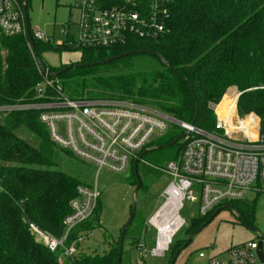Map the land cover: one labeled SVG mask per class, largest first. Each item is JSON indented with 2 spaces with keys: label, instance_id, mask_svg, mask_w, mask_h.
I'll list each match as a JSON object with an SVG mask.
<instances>
[{
  "label": "trees",
  "instance_id": "16d2710c",
  "mask_svg": "<svg viewBox=\"0 0 264 264\" xmlns=\"http://www.w3.org/2000/svg\"><path fill=\"white\" fill-rule=\"evenodd\" d=\"M118 1L105 0L106 6ZM165 1L167 16L162 35L151 40L129 38L124 44L106 49H83L78 62L58 69L47 68L48 72L59 73L56 79L71 97L85 94L91 98L130 99L150 105L178 122L191 124L196 104L185 83L188 81L199 107L194 126L206 132L213 131L215 123L209 105L217 104L230 88L242 92L236 107L239 115L264 116V3L260 0ZM25 5L27 10L28 0ZM68 41L69 38L59 48L33 42L38 54L44 49H68ZM132 52L134 55L93 65ZM40 79L25 38L0 35V107L31 102ZM20 131L27 133L31 142L19 137ZM182 136L183 130L172 126L149 149L151 152L173 149V160L181 149ZM55 149L38 121V112H0V264H58V255L44 248L27 224L60 236L77 188L87 185L81 178L55 169ZM130 173L131 185L135 186L132 167ZM100 204L99 198L94 223L87 221L76 227L66 246L78 235L87 238L94 229H99ZM229 206L245 223L251 224L252 205L232 202ZM211 215L192 218L191 224L183 229L185 235L189 237ZM135 218L136 213L124 240ZM138 240L133 238L132 247L137 246ZM109 241L110 248L103 254L87 253L83 244H78L77 253L62 264H117L119 238ZM184 242L170 247L166 264H170Z\"/></svg>",
  "mask_w": 264,
  "mask_h": 264
},
{
  "label": "built area",
  "instance_id": "2783aa9c",
  "mask_svg": "<svg viewBox=\"0 0 264 264\" xmlns=\"http://www.w3.org/2000/svg\"><path fill=\"white\" fill-rule=\"evenodd\" d=\"M73 4L79 11L78 38H69L68 49H106L124 44L129 38L151 40L165 31V0H119L111 6H106L105 0H73ZM22 7V0H0V35L22 36L29 44ZM29 35L32 41L52 46L51 39L41 31L29 29ZM32 55L41 78L34 87V98L31 102L0 107V112H38V121L51 143L92 165L97 173L129 171L139 155L172 126L183 130L177 157L157 168L169 182L160 195L161 203L146 222L148 229L155 233V244L147 252L148 258L165 259L174 238L187 227L181 215L185 203L190 206L191 219L205 218L219 207L230 208L232 202L264 193V116L237 113L242 92H234L231 104L221 115L217 114L220 104L209 105L215 123L214 130L206 132L130 99L91 98L85 94L71 97L56 78L40 71ZM44 69L48 71L45 66ZM236 116L241 129L233 123L232 117ZM235 131L240 133L239 137L228 134ZM99 198L96 183L79 186L58 237L32 223L27 224L37 241L58 255V264L73 258L77 245L83 244L85 237L80 234L71 245H65L73 230L93 217ZM259 242H262L261 260ZM142 247L140 242L141 253ZM199 258L204 255L199 254ZM146 259L142 256L137 264H146ZM206 264H264V239L234 247L225 258H209Z\"/></svg>",
  "mask_w": 264,
  "mask_h": 264
},
{
  "label": "rangeland",
  "instance_id": "374dc122",
  "mask_svg": "<svg viewBox=\"0 0 264 264\" xmlns=\"http://www.w3.org/2000/svg\"><path fill=\"white\" fill-rule=\"evenodd\" d=\"M27 17L30 31H41L47 38L51 39L52 46L60 45L68 38L73 40L78 38L76 24L79 23V11L74 8L73 0H28ZM29 50L32 55L31 48ZM38 55L40 62L46 69H58L64 65L78 62L81 52L73 49H60L59 51L44 49L39 51ZM230 91L234 93L236 89L230 88L225 92L218 102V105L220 104L217 108L218 114L224 97ZM232 120L237 125L236 127L241 129L237 116L236 118L232 117ZM248 129L252 130L253 127L248 126ZM243 132H246V130H243ZM228 134L232 137L240 136L238 131L228 132ZM18 135L22 139L31 142L30 137L24 131L18 132ZM172 156L173 149H163L147 154L137 164V175L143 187L138 193L136 218L127 238L123 240L120 264H137L144 255L147 257L144 261L146 264H166L167 257L165 259L148 258L147 252L155 244V233L153 230L148 229L146 222L161 203L160 195L169 182L168 177L157 168L164 166L172 159ZM54 162L56 164L55 169L64 171L76 178H81L87 186H93L96 183L101 203L98 215L100 227L94 229L85 238L82 248L87 253H105L110 248L109 239L116 240L119 238L122 228L131 213L134 186L131 185L130 170L121 174H113L106 170L97 173L92 165L75 158L71 154L68 155V153L57 147ZM241 202L253 206V219L250 222L251 224L248 225L254 228L257 233L251 232L241 224L237 218V213L235 214L224 208L226 206L219 207L211 215V220L178 254L174 264H206L209 258L223 259L230 249L250 241L262 239L259 233L264 235V193L249 195ZM190 214V206L185 203L181 215L187 226L192 221ZM89 221L94 223V217ZM133 238H139L137 246L140 242L142 243L144 249L142 253L137 246L132 247ZM187 238L184 230L181 231L174 238L172 246L176 243L182 244ZM199 254H203L204 258H199Z\"/></svg>",
  "mask_w": 264,
  "mask_h": 264
},
{
  "label": "water",
  "instance_id": "95a60500",
  "mask_svg": "<svg viewBox=\"0 0 264 264\" xmlns=\"http://www.w3.org/2000/svg\"><path fill=\"white\" fill-rule=\"evenodd\" d=\"M22 4H23V12H24V17H25V25H26V34H27V39L29 41V46L32 50V52L34 53L35 57H36V61L40 67V71L47 75L48 77L50 78H56L59 73H55V74H52V73H49L48 71H46L44 69V65L40 62V58L38 56V54L36 53V49H35V45H34V42L31 40L30 38V35H29V28H28V17H27V10H26V5H25V0H22ZM135 52H132V53H127V54H124V55H119V56H116V57H112V58H109V59H106V60H103V61H100L96 64H93V65H103V64H106V63H109L111 61H115V60H118L124 56H128V55H134ZM138 53V52H137ZM153 55H157V57L160 59V61L162 63H164V60L156 53L153 52ZM83 67L84 65H75V67ZM86 66V65H85ZM169 70L175 74L180 80H184L173 68L169 67ZM63 71H66V69H64ZM186 85L188 86L190 92L192 93V96H193V99L195 101V104H196V113L193 117V120L191 122L190 125L194 126V123L196 121V118H197V115H198V103H197V100H196V96H195V93H194V90H193V87L191 86V84L188 82V81H185ZM176 142V141H175ZM171 145L167 146V147H170ZM152 149H148V150H144L140 155L139 157L133 162V166H132V170H133V173L135 175V178H136V184L134 186V190H133V195H132V205H131V213H130V216L125 224V226L122 228V231L120 233V236H119V252H118V257H117V264H120V260H121V253H122V244H123V240H124V236H125V233L128 229V227L130 226L131 222L133 221V218L135 216V213H136V208H137V201H138V193H139V189H140V186H141V182L138 178V175H137V163L139 162V160L148 152H151ZM229 209L230 211L234 212L235 214L237 212H235V210L233 208H227ZM237 218L239 220V222L241 224H243L245 227H247L251 232H256L257 231L252 228L250 225L246 224L243 219L237 215ZM210 221L207 220L204 224H202L199 228H197L184 242V244L182 245V247L177 250L170 262V264H174L178 254L188 245V243L192 240V238ZM261 238L264 239V235H262L261 233H259ZM258 255L260 257V260L262 259V242H259L258 243Z\"/></svg>",
  "mask_w": 264,
  "mask_h": 264
},
{
  "label": "bare ground",
  "instance_id": "6f19581e",
  "mask_svg": "<svg viewBox=\"0 0 264 264\" xmlns=\"http://www.w3.org/2000/svg\"><path fill=\"white\" fill-rule=\"evenodd\" d=\"M234 96V93H228L225 97H224V101L223 103L221 104V106L219 107V115L222 114L224 108H226L227 106H229L231 104V101H232V97ZM218 114V113H217Z\"/></svg>",
  "mask_w": 264,
  "mask_h": 264
}]
</instances>
